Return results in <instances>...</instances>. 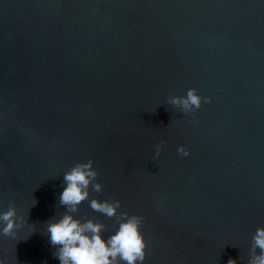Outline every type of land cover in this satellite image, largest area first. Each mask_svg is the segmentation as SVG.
<instances>
[{"label": "water", "instance_id": "obj_1", "mask_svg": "<svg viewBox=\"0 0 264 264\" xmlns=\"http://www.w3.org/2000/svg\"><path fill=\"white\" fill-rule=\"evenodd\" d=\"M190 88L199 109L169 103ZM88 160L104 186L91 198L144 217L143 264H248L264 226V0H0V212L27 220L0 233V264H60L47 224ZM89 205L76 215L107 239L116 218Z\"/></svg>", "mask_w": 264, "mask_h": 264}, {"label": "clouds", "instance_id": "obj_2", "mask_svg": "<svg viewBox=\"0 0 264 264\" xmlns=\"http://www.w3.org/2000/svg\"><path fill=\"white\" fill-rule=\"evenodd\" d=\"M209 102L211 97H208ZM204 97L198 89L190 88L185 96H172L169 103L181 107L184 112L195 111L202 106ZM163 149V143L156 146L157 156ZM189 149L181 145L179 152L189 154ZM94 160L76 163L64 174L63 192L59 196V205L66 211L58 219L52 218L47 224L46 234L60 264H143L147 257V240L142 231L144 217L121 212L122 203L118 199L91 198V192L101 193L103 184L97 180L99 171L94 168ZM90 200V208L107 218H116L118 228L107 237L104 232L107 225L95 218L79 217L76 213L80 205ZM27 223L19 215L15 204L0 212V233L14 237ZM228 264H237L230 259ZM248 264H264V226L259 227L252 237V246Z\"/></svg>", "mask_w": 264, "mask_h": 264}]
</instances>
